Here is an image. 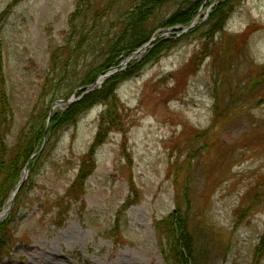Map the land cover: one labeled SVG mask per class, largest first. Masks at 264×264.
<instances>
[{
    "label": "rangeland",
    "instance_id": "1",
    "mask_svg": "<svg viewBox=\"0 0 264 264\" xmlns=\"http://www.w3.org/2000/svg\"><path fill=\"white\" fill-rule=\"evenodd\" d=\"M210 1L185 33L162 27L175 4L157 12L156 35L174 47L118 86L109 112L116 125L105 138L103 104L49 134L51 120L35 169L16 196L23 192L0 264H264V0H243L212 39ZM79 4L80 17L72 20ZM132 4L0 0L9 146L33 116L49 117L55 99L80 101L81 92L73 91L103 66ZM54 52L64 71L52 72ZM144 55L133 61L142 64ZM256 80L259 90L216 121L215 97L232 99L231 92ZM85 160L94 170L80 199L60 201ZM13 207L14 201L6 219ZM171 214L185 221L182 237L156 230Z\"/></svg>",
    "mask_w": 264,
    "mask_h": 264
},
{
    "label": "trees",
    "instance_id": "2",
    "mask_svg": "<svg viewBox=\"0 0 264 264\" xmlns=\"http://www.w3.org/2000/svg\"><path fill=\"white\" fill-rule=\"evenodd\" d=\"M18 1L21 0H16V2ZM203 2L204 0H133V4L120 24L116 37L112 41H109L105 63L98 70L88 73L83 85L90 86L94 84L99 76L105 75L115 68L119 71L107 79L101 89L89 93L72 105H68V108L61 113L57 110L54 113L49 134L54 128L60 130L70 124L76 123L80 116L87 110L95 105L103 104L107 107L105 114H108V116H105L102 120L103 124H106V126L101 127V135L103 134L105 138L108 131L115 128L116 125V121L112 119L109 112L115 111L114 100L118 86L124 81L139 74L144 66L158 61L167 51H170L174 47L173 42L160 38L146 49L144 53V62H142V64L139 65L136 64V61H133L129 64L128 68L120 70V65L123 61L132 56L156 36L157 27L154 26V19L157 12L164 7L175 4L176 6H173L175 10L165 20L162 27L167 29L175 27L187 28L197 19ZM241 2H243V0H224L217 5L216 0L210 1L208 7L213 6V9L206 29H208L211 39L214 35L223 32L228 20ZM80 7L79 4L78 9L72 15V20L73 18L80 17L78 16ZM242 39L244 38L239 36L234 41L235 43H239ZM58 57L59 55L57 53L54 52L52 54V72L57 70L60 71L61 68L62 71H64V67L60 65L61 58ZM260 74H262L261 77L264 78V66L261 68ZM257 82L256 80L250 83V86L243 92L239 91L236 94H232L231 92L232 99L225 96L226 94L215 97V120L220 121L226 119L231 115L230 110L234 104L247 100L250 98V95L253 96L254 93H256L255 91L259 90V88L255 86ZM246 93L250 94L249 97ZM70 96L67 95L58 99H68ZM58 99H55V102L58 101ZM41 115L42 114L36 117L33 116L32 121H30V127L26 131L23 130L21 132L14 145L9 146L6 142V138L13 123L11 118L12 112L5 93L2 79V62L0 58V213L9 206V198L22 179L25 167L28 165L29 171L32 172L35 169V164L38 162L39 156L36 155L43 145L46 120L48 117V115H45L42 118ZM97 140L100 141V136H98ZM98 141L93 144L92 152L95 151ZM87 157L91 160L93 159L90 154H88ZM93 170L94 164L90 160L83 161L74 183L68 189L65 197L60 201L71 199L79 200L84 190V184ZM26 187H24V190ZM22 193L20 197L18 196L14 200V207L12 210L14 215L12 218L0 222V250L6 246L7 236L11 230V226L15 223L17 212L22 201ZM60 210L61 209H59L61 216ZM185 227V221L179 216L174 217L172 214L156 224L157 232L164 233L173 239L175 238V233L179 234L181 237L182 234L185 235Z\"/></svg>",
    "mask_w": 264,
    "mask_h": 264
},
{
    "label": "water",
    "instance_id": "3",
    "mask_svg": "<svg viewBox=\"0 0 264 264\" xmlns=\"http://www.w3.org/2000/svg\"><path fill=\"white\" fill-rule=\"evenodd\" d=\"M196 24H197L196 21H193L192 24H191L189 27H187V28H180V27H178V28H179V30H182V32L184 33V32H186V31L192 29ZM176 29H177V28H171V29L166 30V31H167V34H169L172 30H176ZM158 38H161V36L159 35V36H156V37L152 38V39L150 40L149 43H147L146 45H144L141 49H139L137 52H135L132 56H130L129 58H127L125 61H123V62L121 63V65H120V68H121L120 70H124V69L126 68V66H127L132 60H135V58H137V56H138L139 53H144L145 50H146L148 47H150V46H151V45H152V44H153ZM118 71H119V70H118L117 68H115L113 71H110V72H108L107 74H105V75H103V76H100V77L96 80V82H95L94 84H92V85H90V86H86V87H82V88L77 89V90L74 92V94L80 91V92H82V96L80 97V99L83 98L84 96L88 95L89 93H92V92L95 91L96 89H100V88L102 87V85L104 84V82H105L109 77H111L113 74L117 73ZM80 99H79V100H80ZM74 102H75V101H74V97H72V98H70L68 101H62V100H59V101H57V102H55V103L53 104V106L51 107L50 113H49L48 120H47V128H46V130H45V134H44L43 146H42L40 152L38 153V155L41 154V152L43 151V149H44V147H45V145H46V142H47V135H48V126H49V124H50V122H51V120H52V118H53L54 110H55L56 108H58V107L64 105V104H66V103L71 104V103H74ZM28 173H29V170H28L27 167H26L25 170H24V176H23L22 180H21V181L19 182V184L16 186V188L14 189V191H13L11 197H10V200H9V202L11 203L10 207L7 208L4 212H2V213L0 214V222L3 221V220L7 217V214H8L9 211L12 209L13 201H14L16 195L18 194L19 190H20L21 187L23 186L25 180L27 179V177H28Z\"/></svg>",
    "mask_w": 264,
    "mask_h": 264
}]
</instances>
